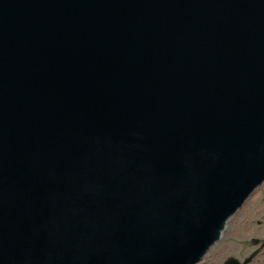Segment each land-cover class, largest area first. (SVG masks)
I'll list each match as a JSON object with an SVG mask.
<instances>
[{
	"label": "water",
	"instance_id": "water-1",
	"mask_svg": "<svg viewBox=\"0 0 264 264\" xmlns=\"http://www.w3.org/2000/svg\"><path fill=\"white\" fill-rule=\"evenodd\" d=\"M263 182L264 0H0V264H198Z\"/></svg>",
	"mask_w": 264,
	"mask_h": 264
},
{
	"label": "flooded vegetation",
	"instance_id": "flooded-vegetation-1",
	"mask_svg": "<svg viewBox=\"0 0 264 264\" xmlns=\"http://www.w3.org/2000/svg\"><path fill=\"white\" fill-rule=\"evenodd\" d=\"M255 204L257 207L252 212ZM236 214L245 217L241 222L245 224L244 236H234L237 227L228 231V226L224 235L199 264H264V183L251 194ZM237 221H233L234 225Z\"/></svg>",
	"mask_w": 264,
	"mask_h": 264
},
{
	"label": "rangeland",
	"instance_id": "rangeland-1",
	"mask_svg": "<svg viewBox=\"0 0 264 264\" xmlns=\"http://www.w3.org/2000/svg\"><path fill=\"white\" fill-rule=\"evenodd\" d=\"M256 207H257V204H255V206L252 208V212L256 209ZM239 216H240V220H238L235 225H234L233 221H236V220H233L230 223L231 226L229 225V227H228L229 228L228 231H230L231 228L233 229L234 226L237 227V232L234 234V236H242L243 235V229H244L245 224H244V222L243 223H241V222L245 219V217L244 218L243 217L241 218V215H239Z\"/></svg>",
	"mask_w": 264,
	"mask_h": 264
},
{
	"label": "bare ground",
	"instance_id": "bare-ground-1",
	"mask_svg": "<svg viewBox=\"0 0 264 264\" xmlns=\"http://www.w3.org/2000/svg\"><path fill=\"white\" fill-rule=\"evenodd\" d=\"M239 215L238 214H236L228 223H227V225H226V227H225V230L227 229V227L230 225V223L233 221V220H238L239 219ZM231 226V225H230ZM224 233H225V231H224ZM224 235V234H223Z\"/></svg>",
	"mask_w": 264,
	"mask_h": 264
}]
</instances>
